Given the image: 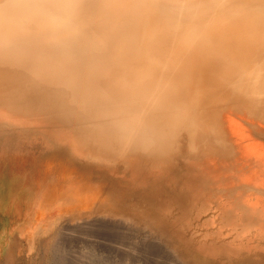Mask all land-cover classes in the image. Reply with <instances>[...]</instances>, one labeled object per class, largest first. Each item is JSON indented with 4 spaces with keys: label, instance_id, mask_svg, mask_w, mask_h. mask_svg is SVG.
<instances>
[{
    "label": "bare ground",
    "instance_id": "obj_1",
    "mask_svg": "<svg viewBox=\"0 0 264 264\" xmlns=\"http://www.w3.org/2000/svg\"><path fill=\"white\" fill-rule=\"evenodd\" d=\"M199 23L204 50L179 58L188 117L164 155L98 152L70 96L0 63V208L21 220L14 233H156L183 263L176 246L192 264H264V49L220 15ZM19 248H5L9 264Z\"/></svg>",
    "mask_w": 264,
    "mask_h": 264
},
{
    "label": "clouds",
    "instance_id": "obj_2",
    "mask_svg": "<svg viewBox=\"0 0 264 264\" xmlns=\"http://www.w3.org/2000/svg\"><path fill=\"white\" fill-rule=\"evenodd\" d=\"M217 15L264 49V7L243 3L0 0V63L70 96L98 152L164 155L188 117L179 58L204 50L199 22Z\"/></svg>",
    "mask_w": 264,
    "mask_h": 264
},
{
    "label": "rangeland",
    "instance_id": "obj_3",
    "mask_svg": "<svg viewBox=\"0 0 264 264\" xmlns=\"http://www.w3.org/2000/svg\"><path fill=\"white\" fill-rule=\"evenodd\" d=\"M3 210L0 208V264H9L5 259V248L14 240L20 248L11 264H192L188 260L193 261L190 255L183 254L182 247L175 245L178 253L186 257L181 256L184 263L179 260L172 251L173 245L156 233H116L88 227L62 233H48L50 230L14 233L22 222L15 216L8 219L2 214ZM47 239L49 247L45 255L38 250ZM37 253L43 256L42 263Z\"/></svg>",
    "mask_w": 264,
    "mask_h": 264
}]
</instances>
